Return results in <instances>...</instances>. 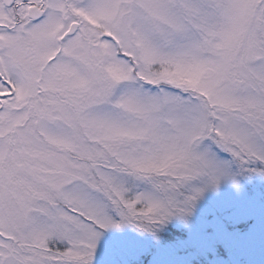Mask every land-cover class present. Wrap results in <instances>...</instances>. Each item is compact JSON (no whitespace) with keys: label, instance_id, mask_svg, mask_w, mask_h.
Segmentation results:
<instances>
[{"label":"snow or ice","instance_id":"obj_1","mask_svg":"<svg viewBox=\"0 0 264 264\" xmlns=\"http://www.w3.org/2000/svg\"><path fill=\"white\" fill-rule=\"evenodd\" d=\"M251 175L264 0H0V264H143Z\"/></svg>","mask_w":264,"mask_h":264},{"label":"rangeland","instance_id":"obj_2","mask_svg":"<svg viewBox=\"0 0 264 264\" xmlns=\"http://www.w3.org/2000/svg\"><path fill=\"white\" fill-rule=\"evenodd\" d=\"M214 218L223 228L210 224ZM245 221L249 225L240 229ZM168 224L187 228V237L159 246L149 264H264V177H240L238 189L222 182L203 194L187 224L177 219ZM124 231L146 247L152 238ZM219 249L226 255H217Z\"/></svg>","mask_w":264,"mask_h":264},{"label":"trees","instance_id":"obj_3","mask_svg":"<svg viewBox=\"0 0 264 264\" xmlns=\"http://www.w3.org/2000/svg\"><path fill=\"white\" fill-rule=\"evenodd\" d=\"M247 225H249V221H245L240 225V229H244ZM188 230L185 227H175L172 225H167L164 230L160 233L161 240L159 243H156L150 238V242L148 248L150 249V253L143 257V264H149L152 256L157 252L159 246L163 244L175 243L180 240H183L187 237ZM217 255L225 256L226 254L223 249L216 250ZM210 256V254H208ZM204 259V258H202ZM200 261L196 260L194 264H201Z\"/></svg>","mask_w":264,"mask_h":264}]
</instances>
